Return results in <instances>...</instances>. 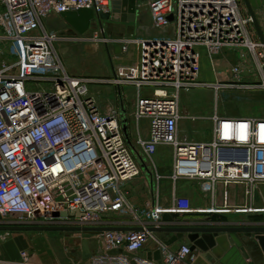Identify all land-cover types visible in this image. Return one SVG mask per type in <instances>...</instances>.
<instances>
[{"label":"built area","instance_id":"obj_1","mask_svg":"<svg viewBox=\"0 0 264 264\" xmlns=\"http://www.w3.org/2000/svg\"><path fill=\"white\" fill-rule=\"evenodd\" d=\"M82 9L95 16L111 13L112 0H0V225L104 227L116 215L126 221L119 228L139 230L93 234L86 260L79 233L80 247L67 250L69 255L76 251L78 259L63 264H159L140 255L146 248L158 252L162 264H192L190 246L174 251L151 230L164 227L167 213L192 212L190 200L174 196L168 207L158 201L144 208L130 203L128 186L141 176V168L115 102L98 101L90 87H135L136 145L149 160L159 147H171L173 178L197 181L213 196L222 189V205H229L226 189L245 187L251 196L264 186V116H222L217 102L224 90L264 89V44L252 39L253 19L243 13L240 0H136L137 13L147 12L151 21L130 37L106 38L102 27L92 38L61 37L46 29L50 16ZM62 41L117 46L113 78L68 73L58 51ZM200 48L213 60L225 50L246 49L261 82H247L245 73L253 72L240 66L226 81L201 82ZM203 87L216 96L213 139L207 143L179 134L183 120L203 119L182 114V94ZM146 88L150 93L143 95ZM143 122L147 136L140 131ZM121 250L131 256L108 255ZM0 264L44 263L23 250Z\"/></svg>","mask_w":264,"mask_h":264},{"label":"crops","instance_id":"obj_2","mask_svg":"<svg viewBox=\"0 0 264 264\" xmlns=\"http://www.w3.org/2000/svg\"><path fill=\"white\" fill-rule=\"evenodd\" d=\"M240 2L242 11L245 15L251 17L250 8L254 12L264 35V0H248V3L245 0H240ZM146 13L147 12L137 13L134 22H114V24H123V28L125 29H128L129 27L132 28L134 26L137 27L142 24H148L151 21L148 13L147 14L149 16V20H147L145 23H143L142 20V17ZM99 26L102 27L101 25ZM251 27L253 32L252 39L254 40V42L263 44L256 30L254 22ZM135 33L136 31L130 36L134 35ZM110 35L117 38L130 37L126 34L120 35L114 33ZM118 50L119 48L117 47V51ZM199 52L201 54V58H203L204 56L207 60L201 63V82H207L208 84L213 85L220 81H226L230 77L232 69L235 66H240L246 71L252 70L253 74L251 76H248V74L245 73L247 82H261L259 69L249 52L244 48L239 51L225 50L221 55L215 57L214 60L210 58L206 49L200 48ZM130 61L131 59H128L127 62ZM113 76L114 71L111 65V73L109 75H92L88 77L97 79H111L113 78ZM259 90L261 89H255L251 91H243L238 89L224 90L221 91V93L233 92L235 94H242L246 92L254 93ZM90 91L98 101L110 99L115 102L118 112L120 113V121L123 134L141 168L143 181L140 182L139 180H136L130 183V185L128 186V198L130 203L134 207L144 208L152 204L154 205L157 201L162 206L168 207L172 204L174 196L185 197L188 198L191 202V206L193 209L192 212L184 214H171L174 224L173 222H166L164 227L179 225H208L214 227H249L259 225L264 226V186L255 189L251 196L247 195L248 190L245 189V187H230L226 189L227 191H229L230 195L229 205H222V189L217 191L216 195L213 196L212 194L203 192L200 188L199 183L196 181L193 182L189 179L175 180L173 178L174 153L171 147H159L153 159L149 160L144 152L136 145V140L138 138V127L132 116L130 117L133 111V103L137 98V91L135 87L131 85L117 86L111 84H92L90 87ZM149 91L150 90L146 88L144 91H142V93L143 95H148L150 93ZM199 92H206L210 95L212 94L216 99L214 90L212 88L204 87L193 89L189 91V93H186V96L184 94V96L186 99H188L192 94L196 95L199 94ZM212 116L207 118L201 116L203 117V119H200V121L211 120ZM222 116L246 117L235 115ZM140 131L142 135H148L147 124L145 122L142 123ZM212 139L213 122L211 133L202 136L199 140H197V142L207 143L212 141ZM192 182L196 183L198 187H191V185L196 186ZM216 206H218L219 209L215 212L212 211V208H216ZM125 223L126 221L124 219L119 216L113 215L106 219L103 226L119 228L122 227L121 225H125ZM158 236L166 242L170 241L173 237L176 236V234L161 232L158 233ZM190 236L191 235L186 234L185 237L178 242V245H188L192 248L193 244L191 242ZM201 240L204 242V247L197 248L194 251L195 260L192 264H264V250L262 249V246L260 245L255 234L248 235L247 233L238 232L220 233L217 236H214L213 234H207L203 236ZM92 245H94V243H92ZM140 255H147L148 258H153L155 253L151 254L149 252V249L146 248V250L142 251Z\"/></svg>","mask_w":264,"mask_h":264},{"label":"rangeland","instance_id":"obj_3","mask_svg":"<svg viewBox=\"0 0 264 264\" xmlns=\"http://www.w3.org/2000/svg\"><path fill=\"white\" fill-rule=\"evenodd\" d=\"M142 20L143 23L149 20L147 13L144 14ZM123 26V24H114L112 21L104 22L102 26L105 30L104 37L106 36V38H108L110 34L114 33L130 36L137 31L141 25L132 28L129 27L128 29L123 28ZM45 27L50 33L57 34L68 29L66 23L56 15L50 16L45 21ZM100 29L101 27L96 23L85 35L92 38ZM58 51L65 68L71 75L106 76L111 73V65L114 71L112 58L117 51L115 45L100 43L99 46H95V44L91 42L62 41L58 45ZM204 61L207 60L203 56V58H201V63ZM186 93L189 92H184L181 96L180 108L182 114L196 115L195 117L203 116L204 118L213 115L216 101L212 94L199 92V94H192L186 99ZM219 96L220 98L217 104L220 115L246 117L264 116V89L254 93L246 92L242 94L220 92ZM211 128V120H183L180 124L179 134L181 137L188 136L190 140L197 141L202 136L210 134ZM137 180L140 182L143 181V175ZM193 184L196 186L191 185V187H198L196 183ZM80 243V234L74 231H4L0 232V259H17L19 257V252L26 250L34 254L38 260L44 264H63L70 256L67 250H74L76 247H80Z\"/></svg>","mask_w":264,"mask_h":264},{"label":"water","instance_id":"obj_4","mask_svg":"<svg viewBox=\"0 0 264 264\" xmlns=\"http://www.w3.org/2000/svg\"><path fill=\"white\" fill-rule=\"evenodd\" d=\"M248 3V0H245ZM249 5V4H248ZM136 0H112V12L101 14L95 16L94 12L91 10H78L61 13L59 17L63 22L66 23L68 29L60 33L61 37L75 38L78 35L86 34L90 28L99 22L103 26V23L106 21L112 22H121L128 23L134 22L136 19ZM250 14L255 24L256 30L261 38L262 43L264 44V35L262 33L261 27L255 17L254 12L250 8ZM170 20H173V17H170ZM67 213H63V217H67ZM26 217H31L26 215ZM55 217H58L56 214ZM2 219L0 215V220ZM165 222H173V217L171 214H165L163 217ZM132 231L139 230L138 228H113V227H45V226H25V225H0V232L4 231H13V232H29V231H74L78 233H83V242H82V257L84 260L88 259L91 254L90 247V238L93 234L99 233L102 231ZM155 232L161 233H175L176 236L173 237L170 241L166 243L171 246V248L176 251L179 249L178 242L181 241L185 235H191V242L193 244L192 251H195L197 248L204 247V242L201 240L203 236L207 234H213L217 236L220 233H247L248 235L255 234L257 239L264 250V226H249V227H214V226H171V227H162L160 229H151ZM118 253H123L126 256H131L130 254L124 251H110L108 255L115 256ZM69 258L78 259V253L73 252ZM152 258V257H149ZM154 260L158 261L159 264H162L160 261V254L158 252L154 255ZM132 264H136L135 261Z\"/></svg>","mask_w":264,"mask_h":264},{"label":"bare ground","instance_id":"obj_5","mask_svg":"<svg viewBox=\"0 0 264 264\" xmlns=\"http://www.w3.org/2000/svg\"><path fill=\"white\" fill-rule=\"evenodd\" d=\"M96 46V45H95Z\"/></svg>","mask_w":264,"mask_h":264}]
</instances>
